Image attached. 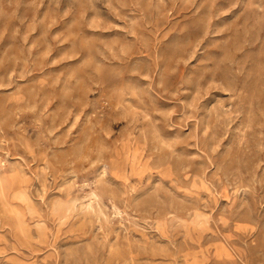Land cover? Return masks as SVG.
I'll return each mask as SVG.
<instances>
[{"label": "rangeland", "instance_id": "obj_1", "mask_svg": "<svg viewBox=\"0 0 264 264\" xmlns=\"http://www.w3.org/2000/svg\"><path fill=\"white\" fill-rule=\"evenodd\" d=\"M0 264H264V0H0Z\"/></svg>", "mask_w": 264, "mask_h": 264}, {"label": "bare ground", "instance_id": "obj_2", "mask_svg": "<svg viewBox=\"0 0 264 264\" xmlns=\"http://www.w3.org/2000/svg\"><path fill=\"white\" fill-rule=\"evenodd\" d=\"M124 101V100H123ZM126 101V100H125Z\"/></svg>", "mask_w": 264, "mask_h": 264}]
</instances>
